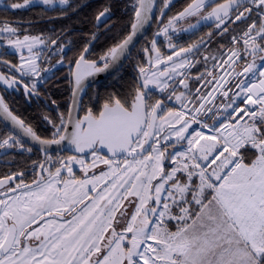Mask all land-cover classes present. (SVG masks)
<instances>
[{
  "label": "snow or ice",
  "instance_id": "obj_1",
  "mask_svg": "<svg viewBox=\"0 0 264 264\" xmlns=\"http://www.w3.org/2000/svg\"><path fill=\"white\" fill-rule=\"evenodd\" d=\"M41 2L52 5L56 0ZM59 3L69 5V0H59ZM32 4L33 0H23L4 7L22 9ZM169 4L170 0H164V9ZM154 7V0H137L132 33L99 58L102 67L96 60L86 59L89 48L85 46L74 60V97L83 91L87 77L107 70L124 55L133 37L151 19ZM109 12V8L100 11L97 22H102ZM253 12L259 22L252 19ZM188 17H198L189 29L195 30L202 22L214 20L218 30L223 26V32L228 31L229 23L252 19L239 39L232 37L233 43L242 41L244 51L253 57L237 77H249L252 82L239 80L235 84L239 91L233 93L227 104L215 109L207 107L212 93L201 96L199 89L195 99L201 102L192 109L188 108L186 101L191 98L185 92L172 91L167 97L168 101L173 98L178 101L179 108H168L162 99L150 102V85L167 91V81L183 75L179 70L185 66L191 67L186 58L177 63L174 57H184L199 46L193 44L177 51L169 44L173 53L164 57L155 39L151 48H144L146 55L150 52L154 55H148V67L138 68L141 83L130 104L113 96L103 103L98 115L91 109L83 118L73 119L69 113L65 119L61 115L59 124H53L52 139L38 136L31 126L12 113L0 96V112L25 136L41 145L45 162L39 168L48 173L46 178L40 175L32 185L21 180L15 188L7 189L12 195L0 199V264H264V56L260 57L259 66L255 60L257 52L264 53V0H223L214 6L212 0H190L161 31L167 35L176 21ZM0 33L15 37L8 39L9 47L26 48L30 53L28 57L21 55L19 64H12L0 55V63L21 77L29 73L40 77L38 54L33 48L44 40L29 35L21 39L18 29L7 22L0 27ZM51 43L56 45L57 41ZM59 51L63 52V46ZM242 58L233 49L224 63L231 66ZM169 63L170 69L153 71ZM213 80L220 89L228 83L221 84L216 77ZM0 82L8 87L23 84L26 94H38L35 82L29 86L17 76L0 73ZM179 83L188 88L184 79ZM221 94L228 97L229 93L222 91ZM240 96H244L245 106L233 107ZM193 124L200 127L192 130ZM173 139L176 143L186 141L187 148L168 156V147H175L170 143ZM63 142L74 146L77 153L90 151L91 162L83 155L54 161L48 149ZM16 147L31 152L17 135L0 138V149ZM103 149H107L111 158L102 154ZM249 150H254L253 157L246 156ZM168 158L176 166L166 172L163 161ZM73 164L82 167L83 179L75 177ZM99 165L106 166V170L88 175L90 169ZM64 171L68 173L67 178L62 175ZM178 173L186 174L185 182H181ZM17 175L13 173L0 179V187L7 186ZM193 177H198V184H193ZM154 181L157 182L154 184ZM21 188L24 191L17 194ZM164 192L167 197L162 200ZM126 200L134 211L127 218L126 226L117 231V213ZM150 201L156 206L150 205ZM161 204L162 209H158ZM172 206L178 207V214H173ZM126 213L127 209L120 212L121 217ZM169 220L176 222L175 230L168 227ZM33 240L38 241L35 246L31 244Z\"/></svg>",
  "mask_w": 264,
  "mask_h": 264
},
{
  "label": "flooded vegetation",
  "instance_id": "obj_2",
  "mask_svg": "<svg viewBox=\"0 0 264 264\" xmlns=\"http://www.w3.org/2000/svg\"><path fill=\"white\" fill-rule=\"evenodd\" d=\"M91 1L93 2L95 9L92 32L96 34V36L91 41L95 40L96 42V40L103 32L105 31L112 32L114 29L118 28L120 21H126L130 23L129 26L130 30L128 31L127 34L123 36L122 38L123 40L131 31V24L134 21L135 7L133 9L130 7L131 4L129 0H121L123 3L122 6L120 5V2H118V0L117 1L91 0ZM13 2L20 3L18 0H15ZM58 2L59 0H56V2L52 5H41V7L37 6L39 7L37 9L39 11V15H38L39 18L37 19H35L34 16V9H33V7H35L34 5L27 6L22 9H11L4 7L5 4L0 5V27H2L3 24L7 22L12 27L17 28L18 32L19 31L28 32V33H21L19 36L33 35L31 32L34 29V25L36 21H42V20L51 21L53 19H64L67 16L72 15L74 12L78 13L82 8V6L87 3L86 1L83 3V1L81 0H76L75 3L73 4L69 0V5H61ZM189 2L190 0H170L169 7L167 9H164V0H158L152 25L150 26L145 36L136 45V47L137 46H140L142 48L151 47V42L153 39H155L157 42V47L160 49L162 56L166 57L168 55H172L173 53V49L169 47V44L175 46V50L177 51L180 48H187L193 44L199 45L197 48H195L192 52H190L186 56L175 60V62L179 63L181 60L186 58L190 62L191 67L185 66L183 69H181V72L185 74L184 77L181 78V76H177V77H173V79L171 80H168L167 91L162 92L160 91L159 88L153 89L149 87L150 95H151L150 102H155L156 99H162L165 101L168 108H178L177 104L179 102L176 101L174 98L171 101H168L167 97L171 95L172 91H175L176 94H179L180 92H185L186 95L191 98L189 100L190 104L193 105V107H198L201 101L196 100L195 97L197 95L196 90L199 89L200 90L199 95L201 96H205L209 92L212 93V96L208 97L210 103L207 104V107H211L215 109L223 104H226V97H224L221 93L222 91H226L227 84H224V81H227V75H230V78L234 79L232 85H235L236 83L239 82V80H242L243 78V76L237 77V74L243 71L246 64L251 63L253 61L252 55L244 51L243 42L241 41L240 43H233L232 37L236 36L239 39L242 31L245 30L247 25L252 22V19H256L257 22H259V20L256 12H253L252 19L237 23H229L227 24L228 31L223 32V26L221 27V29L218 30L215 26L216 22L214 20L202 22L200 25L197 26L195 30L189 29V25L196 23L198 17H188L176 21L174 25L171 28H169L168 34L167 35L163 34L161 30L168 26V20L171 17L175 16L180 11H182L183 8L186 7ZM220 2H223V0H212L213 6L216 3H220ZM133 3H135L134 5H136L137 0H133ZM104 8H109L110 10L109 15L105 16L102 22H97L96 16L100 11H103ZM162 9H163V13L161 11ZM207 11H210V8L205 10V12ZM131 12L133 13L132 17L130 15ZM67 29L69 30L73 29L76 31L77 35H81V32L84 30V27L83 24H81L80 22L75 27H69ZM67 29H66V25L63 26L62 31L59 32L56 35V37L53 39L57 41L58 45L59 43H61V41L63 42L62 43L63 45L67 44V42H65L66 36L68 35L66 31ZM157 33L160 34L157 35ZM209 33H211V35H209ZM9 38L13 39L12 37H9L7 34L4 33L0 34V55H2V58L4 60L10 61L12 64H19L20 58L18 54L15 51H12L8 46L7 42ZM201 41L203 42L201 43ZM89 43L87 44V46L89 45ZM49 44H50V49L54 48L57 45V44L53 45L51 42H49ZM92 47L87 53L86 59L96 60L98 62V66L102 67L103 62L100 61L99 58L105 52H107L108 49L102 52H99L98 50L91 51ZM233 49L239 51L241 57L243 58L240 60H235V62L231 66H229V64L224 63V61L229 59ZM69 52H71L69 48L64 50V53L61 55V57L63 58L62 60H65L66 58L69 57L68 56ZM148 55H154V54L150 52ZM148 55L144 54L143 60L140 62V65L136 64V62H134L132 65L135 71L137 72V79H138V83L136 84L137 86L135 87V89L139 87L141 83V76L138 71V68L140 66L148 67ZM261 56H264V53H260V52L256 53L255 60L258 66H259V59ZM130 57L131 55L129 56V58ZM205 57H207V59H205ZM52 59H54V57H52ZM128 60L126 61V63L128 62ZM40 63L41 62H39V64ZM126 63L123 65L121 69L125 67ZM74 66L75 64L73 63L70 66V69H68L71 80L73 77L72 73L74 70ZM165 67H168L170 69L171 63L167 65H160L157 68H154L153 71L154 70L163 71ZM44 69H50V67L49 66L43 67L40 77H35L32 76L31 74L21 77L20 73L16 72L15 70H10L8 65L0 63V72L5 74L6 76H17L18 79L22 78L23 83L28 84L29 86H31L33 82L36 83V91L38 92V94L29 95L25 93L23 84H17L13 87H8L3 82H0V96L4 98L5 103L8 104L12 113L17 117H19L20 119L24 120L25 124L31 127L33 125L34 120L30 118L31 115L26 109L29 108L31 109L34 104L39 105L41 102L47 104L48 102L45 97V90L42 88V86L47 82L45 79L46 77L45 74H47L48 71L45 72L43 71ZM63 71L65 72L66 69H63ZM117 72L106 77L100 82L93 84L87 89V91L91 87L99 84L104 86L108 85L113 81L112 79L115 77V74ZM209 73L211 75H209ZM250 75L251 74H249V76ZM49 76H47V79ZM197 77H202V79H197ZM213 77H216V79L220 80L221 84H224L223 89H220V85H218L215 82V80H213ZM178 78L179 81L181 79L185 80V83L188 84L187 89H185L184 86L179 83ZM208 81H212V83H208ZM251 82L252 80L249 81V83ZM72 90H73V80H72L71 97H72ZM70 102H71V98H70ZM70 102L67 113L64 117L65 119L68 118ZM89 109H91L94 114L98 115L102 107L98 112H96L94 106H90L88 109H86L83 107L82 104L80 111V118L81 116L86 115ZM50 121L51 120H47L44 124H54L53 121L51 122ZM59 122L57 124H59ZM33 130L41 138L44 139L53 138V134L42 135L34 128ZM8 135H17V134L14 133L12 130H10L0 119V138H4ZM17 136L18 138L21 139L22 143L25 145V148L31 149V152L21 150L18 147L0 149V179H3L5 176H10L13 173L18 174L16 178L8 182L7 186L0 187V199H6L7 195H12V193H9L7 189L9 187L15 188L16 184H19L21 180H23L24 184L32 185L33 181L38 180L40 175H43L45 178L48 175L47 172H42V170L39 168V164L45 162V155H43V153L40 150L36 149L35 147L27 143L19 135ZM172 142L174 141L172 140L170 143ZM161 144L163 145L165 144V142L161 141ZM171 151H172V147H168L167 149L168 156H170ZM48 154L52 156L54 161L57 158H63L70 155H83L86 161L91 162L92 160V158L89 157L91 155V152L86 154H80L76 152H71L69 150H63L57 152H48ZM45 166L50 167L47 164H45ZM55 166H59V165H55ZM51 170L54 171L55 168L52 167ZM92 172L93 171L89 172V174H92ZM19 173H23V175L20 176ZM73 173L77 179L84 178L82 174V167L79 164H73ZM62 175L64 178L68 177V173L66 171H64ZM23 191L24 189L21 188L17 191V194ZM85 203H87V201H85ZM151 205L156 206L154 202H152ZM129 206L131 205H129V203L127 202L120 209V212H124L125 209H127V213L125 217H121L120 212L117 213V220L119 221L118 224L121 225L124 224L123 228L126 226L127 218L130 217L131 215V212L128 209ZM66 218H70V216H67ZM118 224H115L116 228H118L117 227ZM33 227H36V225H33ZM37 243L38 241L35 240L31 241V244L33 246H35Z\"/></svg>",
  "mask_w": 264,
  "mask_h": 264
},
{
  "label": "trees",
  "instance_id": "obj_3",
  "mask_svg": "<svg viewBox=\"0 0 264 264\" xmlns=\"http://www.w3.org/2000/svg\"><path fill=\"white\" fill-rule=\"evenodd\" d=\"M15 1V0H7ZM73 4L76 0H70ZM83 3H87L82 6L80 11L74 12L72 15L67 16L64 19H53L51 21H36L33 31L41 34L52 35L57 34L62 31V27L66 25V29L69 27H75L81 22L83 24L84 30L81 35H77L75 30L67 29L70 32L71 46L68 56L69 61L73 64L74 60L81 54L85 46L96 36L92 31V26L94 24L95 9L93 2L91 0H81ZM117 1V0H116ZM130 4L132 0H129ZM122 6V1L118 0ZM131 7V6H130ZM39 7H33L35 19L39 18ZM131 17L133 13H130ZM126 23V24H125ZM130 23L126 21H120L118 28L111 31L103 32L99 38L96 40L91 51L98 50L99 52L106 51L107 49L113 47L114 45L121 42L123 36L128 33ZM144 48L137 46L131 53V57L126 63L125 67L115 74L113 81L108 85H96L91 87L85 94L83 100V107L88 109L90 106H94L95 111L98 112L103 103L109 100L111 97L121 99V101L127 100L131 103L134 97L135 87L138 83L137 72L133 68V63L140 65V62L144 57ZM61 74L59 77L58 74ZM45 90V97L47 99V104L41 102L39 105L34 104L30 109H26L31 115L30 118L34 120L32 127L41 133L42 135H52L53 134V124H44L48 119H51L53 123L57 124L60 121L61 115L65 117L72 89V80L70 75L63 69L56 72L47 82L42 86ZM53 101L55 103H53ZM49 116L50 118L45 119ZM50 133V134H49ZM252 152H247L246 156L253 157L254 150ZM248 156V157H249ZM191 199V197L189 198ZM168 227L171 230H175L176 222L167 221Z\"/></svg>",
  "mask_w": 264,
  "mask_h": 264
},
{
  "label": "rangeland",
  "instance_id": "obj_4",
  "mask_svg": "<svg viewBox=\"0 0 264 264\" xmlns=\"http://www.w3.org/2000/svg\"><path fill=\"white\" fill-rule=\"evenodd\" d=\"M20 3H23V0H18ZM12 3H16V2H13V1H7V0H2V2H0V5H11ZM59 3V2H58ZM135 3H133V0H132V2H131V8L133 9L134 7H135V5H134ZM35 6V7H37V6H39V7H41V5H44L42 2H41V0H33V4L32 5H30V6ZM53 7V6H52ZM21 33H28V32H26V31H19L18 32V35H20ZM33 35H29V36H38V37H40L42 40H44V43L43 44H38V45H35L34 46V48H33V52L34 53H37L38 54V58H37V64L39 65V69L41 70V73H42V68L43 67H45V66H49L50 67V71H48L47 72V74H45L46 75V77H45V79H46V81L47 80H49L53 75H55V73L56 72H59V70H61V69H66V72L70 75V73L68 72V69H70V66L72 65V63L69 61V57L68 58H66L65 60H63V62L62 63H57L58 61H61L63 58L61 57V55L64 53V50L65 49H70V46H71V43H72V41H71V38H70V32H67V36H66V41L65 42H67V44L65 45H63L62 43V41H61V43H59V45L57 44L54 48H52V49H50V44H49V42H51L50 40H53L55 37H56V35L58 34H52V35H46L45 36V34H41V33H37V32H35V31H32L31 32ZM1 34V33H0ZM21 39L23 38V36H19ZM13 39H15V37H12ZM60 46H63V52H61V51H59V48H60ZM12 51H15L17 54H18V56H19V58H20V56L21 55H23L24 57H28L29 55H30V53L27 51V49L25 48V49H23V50H16V49H13V48H11V47H9ZM148 48H151V47H148ZM154 54V53H153ZM52 57H54V59H52ZM52 59V60H51ZM39 62H41L40 64H39ZM262 63V61L259 59V65ZM53 65H55V67H53ZM155 71V70H154ZM181 71V70H180ZM30 74V73H29ZM50 75V76H49ZM184 75L185 74H183V75H175L174 77H177V76H181V78L182 77H184ZM47 76H49L48 77V79H47ZM58 76L60 77L61 76V74L59 73L58 74ZM41 80V79H40ZM39 80V81H40ZM242 80H246L247 82H249L250 81V79H248V77H245V76H243V78H242ZM178 81H179V78H178ZM227 81H228V83H227V88H226V91H228V97H226V104L227 103H229L230 102V98H232V96H233V93L234 92H237V91H239L238 89H236L235 88V85H232L233 84V81H234V79H231L230 78V75H227ZM167 83H168V81H167ZM149 87H151V88H158V87H156L155 85H150ZM229 89H231V91H229ZM243 101H244V96H240V97H238V98H236L235 99V103H234V105H233V107H244L245 105H244V103H243ZM187 103H188V108L189 109H192L193 108V105H191L190 104V101H186ZM177 106H178V108L180 107V104L178 103L177 104ZM253 108L255 107V106H252ZM232 111V109H228V112H231ZM190 115L192 114L191 112L189 113ZM47 118H50L49 116H47ZM202 120L204 119V117L203 116H201L200 117ZM247 119V118H246ZM48 120H51V119H48ZM208 123H212V121H208ZM217 126H218V123H217ZM198 127H200L199 125H196V124H193V126H192V130H195V129H197ZM201 130H204V131H206L207 132V130L206 129H201ZM173 141L174 142H172L171 144H174L175 145V147H172V151H171V154H174L175 152H182V151H185L186 150V148H187V143H186V141H182V142H180V143H176L175 142V140L173 139ZM249 153L250 152H252L251 150H249L248 151ZM171 154H170V156H171ZM249 156V155H248ZM89 157H91L92 158V155H90ZM250 157V156H249ZM163 164H164V168H165V171L167 172V171H170L173 167H175L176 165H175V163L169 158V159H165L164 161H163ZM166 165H167V167H166ZM101 170H106V166H104V165H99V167L98 168H96V169H90L89 170V172H91V171H93L92 172V174L93 173H95V174H99V172L101 171ZM82 174H83V176H85V173H84V171H83V169H82ZM92 174H89L88 173V175H92ZM178 175V177L180 178V180H181V182H185L186 181V174H184V173H178L177 174ZM157 181H154L153 183L155 184ZM199 183V179H198V177H193V184H198ZM102 187V186H101ZM168 187H170V184L169 185H165V188H168ZM98 191H99V188H98ZM163 194V197H164V199L167 197V192H164V193H162ZM94 195V194H93ZM190 196H188V198H189ZM129 199H134V198H129ZM128 201L126 200V201H123L122 203H123V205L124 204H126ZM152 202L153 201H150L149 203H150V205L152 204ZM169 203H170V201H169ZM153 206V205H152ZM181 206H183V205H181ZM129 211L132 213V211H134V208H133V206L131 205V206H129ZM172 212H173V214H178V212H179V209H178V207H176V206H172ZM70 219V218H69ZM123 226H124V224H118L117 225V227L118 228H116L117 229V231H121V229H123ZM116 227V226H115ZM93 259H95V257L93 258Z\"/></svg>",
  "mask_w": 264,
  "mask_h": 264
},
{
  "label": "water",
  "instance_id": "obj_5",
  "mask_svg": "<svg viewBox=\"0 0 264 264\" xmlns=\"http://www.w3.org/2000/svg\"><path fill=\"white\" fill-rule=\"evenodd\" d=\"M157 2H158V0H154L155 7L153 8L152 13H151V19L149 20L148 23H146L143 26V28L139 29V31L133 37V40L129 44L128 49L124 53V55H122L119 58V60H117L114 64H111L110 67L107 70H105L103 72L95 73L94 75L87 77L85 79V81L83 82L84 83L83 91L79 92L75 97H74V93H73V90H72V97H71V102H70V107H69V113H71L73 119L80 118V111H81L82 101H83V99L85 97L87 89L90 86H92L93 84H95L97 82H100L101 80L105 79L106 77H108V76L114 74L115 72L119 71L123 67V65L126 63V61L128 60L129 56L131 55L133 49L140 42V40L145 36V34L149 30L150 26L152 25V22H153V19H154V16H155V12H156ZM131 33H132V29H131V31L129 32L128 35H130ZM94 42H95V40L91 41L89 43V45L87 46L89 48V50L92 47V45L94 44ZM85 55H87V53ZM177 59H179V58L174 57V60H177ZM73 71H75V66H74V70ZM72 80H73V77H72ZM74 86L75 85H74V80H73V89H74ZM68 116H69V114H68ZM84 116L85 115L81 116V118H83ZM0 119L10 130H12L14 133H16L21 138H23L27 143H29L30 145H32L33 147H35L36 149L41 151V145L39 143L33 141L31 139V137L25 136L24 133L19 129V127L14 125L10 118H6V116L2 112H0ZM42 139H44V138H42ZM63 150H69L71 152H76L74 146L68 144L67 142H63L61 145H53V146H51L48 149V152H57V151H63ZM89 152L90 151L85 150V153H80V154H86V153H89ZM42 153H43V155H45L44 152H42ZM102 154H104V155H106L108 157H111V154L108 153L107 149H103L102 150Z\"/></svg>",
  "mask_w": 264,
  "mask_h": 264
},
{
  "label": "crops",
  "instance_id": "obj_6",
  "mask_svg": "<svg viewBox=\"0 0 264 264\" xmlns=\"http://www.w3.org/2000/svg\"><path fill=\"white\" fill-rule=\"evenodd\" d=\"M188 196H190V195H188ZM190 197H191V196H190ZM190 197H189V198H190ZM189 198H188V199H189ZM161 199L164 200L163 194H161ZM157 207H158V209H162V204L159 205V206H157ZM169 221H173V220H169Z\"/></svg>",
  "mask_w": 264,
  "mask_h": 264
}]
</instances>
